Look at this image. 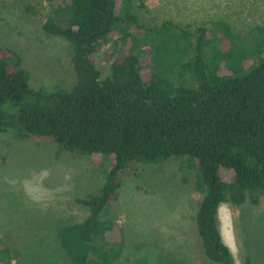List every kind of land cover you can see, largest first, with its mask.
Here are the masks:
<instances>
[{"label":"trees","instance_id":"1","mask_svg":"<svg viewBox=\"0 0 264 264\" xmlns=\"http://www.w3.org/2000/svg\"><path fill=\"white\" fill-rule=\"evenodd\" d=\"M63 2L43 28L73 46L72 85L30 87L31 71L0 47V133L50 138L71 151L112 158L99 193L78 200L87 216L60 230L61 245L77 264L93 256L112 264L119 250L105 245L121 244L124 236L106 214L119 197L122 176L135 163L183 157L196 169L202 193L195 221L204 256L236 264L219 209L259 204L264 195V48L258 43L264 29L238 37L237 44L238 34L219 22L214 45L215 30L197 28L185 35L193 54L179 61L177 73L160 64L149 69L140 52L126 49L110 56L111 73L102 78L96 54L122 23L137 24L136 17L119 11V0ZM251 40L255 49L246 44ZM236 46L240 51L232 52ZM252 62L257 64L247 69Z\"/></svg>","mask_w":264,"mask_h":264},{"label":"rangeland","instance_id":"2","mask_svg":"<svg viewBox=\"0 0 264 264\" xmlns=\"http://www.w3.org/2000/svg\"><path fill=\"white\" fill-rule=\"evenodd\" d=\"M63 3L0 0V47L14 52L12 59L31 71L32 88L75 81L73 46L43 28ZM118 10L134 15L137 24L122 23L96 54L102 78L111 73L110 56L126 49L140 52L149 69L162 65L177 73L179 61L193 54L185 35L197 28L215 30L214 45L219 22L229 24L237 39L264 29V0H119ZM258 43L264 48V36ZM246 44L256 48L254 40ZM227 49L221 46L222 52ZM256 64L246 63L247 69ZM0 160V264H77L61 245L59 232L87 216L89 209L78 200L99 193L112 158L71 151L50 138L20 139L4 132ZM201 199L197 171L187 159L133 164L106 214L124 236L121 244L105 245L119 250L112 264H219L205 258L196 229ZM219 226L236 264H246L247 256L251 264H264V195L259 204H222ZM88 264L101 263L93 256Z\"/></svg>","mask_w":264,"mask_h":264},{"label":"crops","instance_id":"3","mask_svg":"<svg viewBox=\"0 0 264 264\" xmlns=\"http://www.w3.org/2000/svg\"><path fill=\"white\" fill-rule=\"evenodd\" d=\"M221 207V206H220ZM220 210V209H219ZM223 235V234H222ZM231 249V248H230ZM232 251V250H231Z\"/></svg>","mask_w":264,"mask_h":264}]
</instances>
